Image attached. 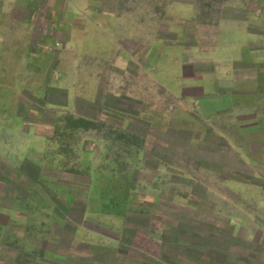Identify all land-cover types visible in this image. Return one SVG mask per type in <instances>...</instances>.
<instances>
[{
  "label": "rangeland",
  "instance_id": "rangeland-1",
  "mask_svg": "<svg viewBox=\"0 0 264 264\" xmlns=\"http://www.w3.org/2000/svg\"><path fill=\"white\" fill-rule=\"evenodd\" d=\"M243 1H109L113 3L112 8L133 12L134 21L130 17L126 20L122 15V21L113 26L109 35L121 41L118 49L121 56L103 60L99 57V48L90 51L87 46L89 40L82 39L83 33L88 35L92 29L91 25L84 23L82 0H0V13L10 10L5 17L0 15V24L9 19L14 22L12 24H17L20 20L29 29L27 63L24 66L26 78L21 81L15 79L19 64L3 61V49L0 47V103L5 101L13 106L19 101L21 117L26 123V135L19 137L17 133L12 134L9 145L5 144L11 159H0V169L10 172L11 181L8 186L0 182V264H115V260L108 262L105 258L101 259L97 246L70 241L76 226H89L115 234L113 228L101 225L94 217L82 215L83 188L88 180L82 175V163L87 162L105 164L111 169L131 167L130 164L135 162L137 166L142 163V167L155 170L153 177L144 172L134 174V188L129 185L126 190L130 189L133 198L154 203L156 224L149 222V226L160 230L157 231L161 237L159 251L167 250L171 254L170 257L158 254L164 262L191 264L174 254L181 252L178 243L184 242V238L210 246L209 237L212 234L218 244L224 243L226 225L221 223L223 216L247 217L240 224L238 237H235L237 241L249 227L253 229L249 219L264 217V208L255 205L260 196L264 198V192L258 187L261 185L264 188V181L247 175L239 160L230 158V153L237 155L242 150L241 130L231 126L227 115L218 114L208 119L202 116L197 104L185 99L186 94L196 95L198 92L183 90L175 95L165 90L161 86L162 80H156L153 69H147L143 56L145 48L141 47L153 29L155 36H161V31L157 29L161 28L162 21L175 22L179 14L175 3L180 2L193 5L199 26L208 32L203 35L202 45L209 46L216 41L219 53L226 54L229 25L221 20L219 10L222 6L240 7ZM255 2L250 1L248 6H257L261 12L259 17H254L259 21L251 20V24H264V0ZM58 7L78 12L69 17L73 22L72 32L66 33L64 28L56 31L55 25L66 19L65 15L59 14V10L57 15H50L49 10ZM135 21L138 23L136 29L131 24ZM184 25L190 37L191 23L186 21ZM96 41L97 37L92 42ZM14 50L18 51L17 48ZM3 88H8L9 92H3ZM79 118L92 120L93 127L68 125V120L74 122ZM52 124L53 127L49 128ZM45 137L49 142L41 145L40 141ZM228 139L234 145L228 143ZM23 147L34 152L43 150L47 155L58 154L59 157L54 156L52 161L46 162L68 167L56 174L43 173L44 184L40 185L36 182L34 165L26 160L20 163L17 159ZM1 148L2 145L0 153ZM83 151L95 154L94 158L82 159ZM138 153L148 155L140 160L132 158ZM98 154L106 159L99 161ZM230 163L235 167L227 175ZM166 171L172 174L168 175ZM230 179L242 186L247 183L251 190L244 191L236 183L227 186L226 182ZM163 184L170 185V192L165 190L164 196L157 190L150 191V186L161 189ZM37 187L48 194L58 218L50 220L52 227L42 221L46 232H41L45 231L43 229L36 231L35 217L29 218L33 221L31 224H22L17 207L24 194L32 197L33 203L44 204L45 200L41 201L34 195L36 190L38 192ZM114 188L111 186L112 191ZM132 188L135 192L131 191ZM168 193L170 197H167ZM106 197L110 201H118L117 196ZM12 204L15 207H9ZM119 210L107 209L115 213ZM166 210L170 211L171 222L169 227L161 230L157 224L166 221L162 217ZM127 220L143 227L146 224V220L139 216L130 215ZM254 233V242H259V250L264 251L263 237L259 231ZM204 236L207 239L200 240ZM97 239L89 242L97 245ZM240 246L230 247L232 252L240 255L239 259L252 263L257 261L258 256L249 244ZM92 251L94 254L90 255ZM49 252L56 256H47Z\"/></svg>",
  "mask_w": 264,
  "mask_h": 264
},
{
  "label": "crops",
  "instance_id": "crops-1",
  "mask_svg": "<svg viewBox=\"0 0 264 264\" xmlns=\"http://www.w3.org/2000/svg\"><path fill=\"white\" fill-rule=\"evenodd\" d=\"M109 1L116 0H82L81 12L85 17L84 23L92 27L88 35L83 33L82 39L89 40L87 46L90 51H95V47H98L99 57L103 60H110L118 55L121 56V51H118L119 46L122 45L121 41L111 37L109 32L118 22L122 21L123 16L126 20L130 17L131 21H134L133 12H122L112 8L113 3ZM245 1H247V4ZM245 1L240 7L237 5L232 7L222 6L219 10L221 20L229 25L227 33L230 36L227 39L226 46L228 50L226 54L219 53L217 48L219 43L216 41H212L209 46L202 45L203 35L208 34V32L199 26L200 24L194 15L193 5L180 2L175 3L179 8V14L176 16L175 22L162 21L161 28L157 29L161 31V36H155L153 29L152 34L148 36V40L141 47L145 48L143 56L147 69H153L156 80H162L161 86L165 90L172 91L175 95L178 91L183 90L198 92L196 95L188 93L186 98H184L191 104L196 103L202 116L208 119L218 114L227 115L231 126L241 130L240 134L243 137L242 150L237 152V155L234 152L230 153V158L238 159L239 165L244 172L246 171L247 175L259 177L264 181V24L260 22L251 24V20H258L254 19V17H259L261 10H258L257 6H252V8L248 6L250 1L256 3V0ZM58 10L60 15L66 16V19L60 22L61 24H54L56 31L59 28H64L66 33L67 31L72 32L73 22L69 17L75 16L78 12L67 9V7H58L50 9V15H57L58 13L56 14V12ZM6 13L9 14L10 10H3L0 15L2 14L5 17ZM148 15H151V13ZM186 21L191 23L190 37L186 33V26L184 25ZM10 22L9 19V21H4V23L0 24V33L2 34L0 36V47L3 49L2 60L7 61L6 63L8 64L10 62L19 64L15 79L21 81L26 78L24 66L27 63V31L29 29L20 20L17 24ZM131 24L134 25L135 29L138 27L136 21ZM132 32L133 30L130 33V37L133 35ZM96 37L98 41L92 42ZM15 48L18 50L17 52H15ZM4 88L2 89L3 92L8 93L9 89ZM0 109V145H2L0 159L9 161L11 153L8 147L5 149V144L9 145L12 134L16 135L17 133L19 137L21 134L23 136L26 135L24 130L26 123L21 117L19 101L13 106L3 101L0 103ZM87 121L92 122L90 119ZM48 127H53V124ZM48 142L49 140H46L45 137L41 139L40 144L44 145ZM227 142L234 145V142L230 139ZM57 155L44 154L43 150L34 152L28 147H23L22 152L17 155V159H20V163L26 160L34 165L36 182L42 185L44 184L43 173L46 175L48 173L56 174L66 170V167H68L46 162ZM81 155L84 160L95 156V154L87 151H83ZM147 155L138 153L132 155V158L140 160L143 157L146 158ZM98 156L99 161L106 159L102 155V157L99 154ZM136 164L133 162L130 164L131 167L126 166L124 168L120 166L119 168L111 169L106 168L105 164L82 163V175L88 179L86 186L83 188L82 215L86 218L89 216L94 217L101 225L106 224L108 228H113L115 234H107L89 226H76L73 228L70 241L71 243L77 242L87 246L89 244L97 246L98 256L101 259L105 258L108 262L111 259L115 260V264H172L170 261L164 262V259V261L160 260L159 253L162 254L160 255L162 257L165 254L170 257L171 254L167 250L159 251L158 245L161 244L159 243L161 237L158 232L160 230H157V232L154 229V231V227L149 226L151 223L152 225L156 224L154 203L133 198L130 194V189L126 190L129 185L134 188L132 181L134 174L144 172L145 174L150 173L153 177L155 173L154 169L142 167V163H139L138 166ZM234 167L232 163L227 165V175L234 170ZM0 171L1 184L8 186L11 182L9 179L10 172L5 169H0ZM166 172L168 175L172 174L170 171ZM163 174H165V170H163ZM226 183L227 186H231L232 183L241 184L231 179ZM111 186L119 187L120 189L115 190L114 188L112 191ZM154 187L150 186V191L157 190V192L162 193V196H164L165 190L170 192V185L165 186L163 184L161 189H155ZM258 187L259 191L262 190L261 192H264V188L261 185ZM133 188L131 191L135 192ZM36 189H38L39 193L36 190L34 195L41 201L45 200L44 204L41 202L39 204L33 203L32 197L28 198L27 194H24V198L19 199L20 204L17 207L19 208V215L22 216L21 223L27 226V224L33 222L29 221V218L35 217L34 228L38 231L41 229L45 230L42 226V221L52 227L51 221L58 220V218L54 210L55 205L48 194L44 191L41 192L39 187ZM242 190L251 189L247 183H243ZM112 192L115 193L113 194ZM144 194L149 195L150 193L145 192ZM107 195L117 196L118 201H110L106 197ZM167 197H170L169 193ZM229 202L235 206L232 201ZM255 205L259 208H264V198L260 196ZM9 207L15 206L12 204ZM114 208L121 210L117 213L107 211V209ZM92 209L93 211H91ZM165 212L162 217L166 221L163 220L161 223L159 221L157 224L161 230L169 227L171 222L170 211L166 210ZM130 215L144 218L146 220L144 227L127 220ZM220 218L222 217L220 216ZM243 219L247 220V217L223 216L221 223L226 225L224 243L218 244L212 234L209 237L211 240L209 242L210 246L192 242L190 238H184V242L178 243L182 248L180 249L181 252L174 254L178 258L182 257L190 261L191 264H264V251L259 250L261 244L254 242L253 239L254 231H259L264 239V217L255 220L249 219L253 229L249 227L240 240L237 241L235 237H238V230ZM38 220H41V223ZM149 222L151 223L149 224ZM41 232H46V230H41ZM95 236L99 238L97 239V245L89 242L90 240H96ZM193 237L196 238L197 236ZM206 239L204 236L200 240ZM162 240V245H164L166 243L164 235ZM247 244L258 256L257 261H253V263L239 259L238 256L240 255L231 251L234 246L242 247ZM47 254L50 257L56 256V254L50 252ZM93 254L94 252L92 251L90 255Z\"/></svg>",
  "mask_w": 264,
  "mask_h": 264
},
{
  "label": "trees",
  "instance_id": "trees-1",
  "mask_svg": "<svg viewBox=\"0 0 264 264\" xmlns=\"http://www.w3.org/2000/svg\"><path fill=\"white\" fill-rule=\"evenodd\" d=\"M68 125L70 124L73 127H82V128H91L93 127V124L89 121H86L84 119H76L74 122L72 119L68 120Z\"/></svg>",
  "mask_w": 264,
  "mask_h": 264
}]
</instances>
